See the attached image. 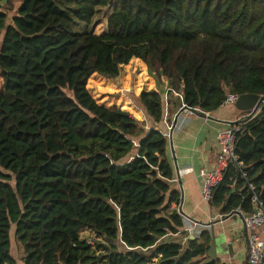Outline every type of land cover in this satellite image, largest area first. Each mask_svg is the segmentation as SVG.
<instances>
[{"label":"trees","instance_id":"trees-1","mask_svg":"<svg viewBox=\"0 0 264 264\" xmlns=\"http://www.w3.org/2000/svg\"><path fill=\"white\" fill-rule=\"evenodd\" d=\"M75 3L87 23L115 3L108 32L75 33L57 0H7L0 9V264H192L209 254V231L184 251L181 243L157 244L184 228L173 207L182 196L170 184L164 116L174 99L212 112L228 93L264 97V3ZM133 58L146 63L158 88L133 97L147 121L126 111H135L126 98L121 109H108L87 88L93 74L115 79ZM234 124L243 166L229 164L211 205L251 214L249 182L264 202V111ZM84 230L100 243L82 238ZM117 240L150 253L119 251Z\"/></svg>","mask_w":264,"mask_h":264},{"label":"crops","instance_id":"crops-1","mask_svg":"<svg viewBox=\"0 0 264 264\" xmlns=\"http://www.w3.org/2000/svg\"><path fill=\"white\" fill-rule=\"evenodd\" d=\"M19 4L20 1L17 2V5ZM114 8L115 3L109 7H104L102 10L98 9V11H101L95 15L92 21L94 26L93 33L104 35L108 32V18ZM11 13L12 17L14 11H11ZM100 13L102 15H100ZM103 14H105V17ZM134 59L139 58H133L131 63ZM141 62L143 61L141 60ZM143 63L146 65L145 62ZM146 72L149 76L147 65ZM95 76L106 79V77L98 73L92 75V77ZM107 79L112 82L115 88H119L115 83V79ZM146 80L150 81L151 85L153 84V89L150 90L158 89L156 81L152 76H150L149 79L146 78ZM141 92H139V94ZM123 96L128 99L130 104L135 108L134 112L130 110L126 111L130 112L138 120L147 121V115L139 104L125 94H123ZM173 102L174 104L170 107V110L166 111L162 124L164 127L162 131L163 134L166 132L169 133L170 125H174L170 132L171 137H167V155L174 171V180L171 181L170 184L172 189H178L181 192V203L184 213L192 219L208 225L204 228H198L190 238L199 239L201 232L207 230L213 237L212 243L216 246L217 258L220 259L222 263L248 264L247 231L242 217L236 213L223 214L211 204L205 203L202 200L201 179L199 175L202 169L210 170L215 168L216 157L220 150L218 143L219 133L233 126L239 127V125L234 123L244 120L249 114L239 110L237 107H232V105L221 106L219 109L212 112H196L194 114H189L182 110L183 101L182 104H180L177 99H174ZM116 108L120 107L113 106L108 109ZM206 113L209 114L207 115ZM175 115H178V117L174 120ZM173 207L176 208L175 206ZM183 222L184 227L188 225L186 221L183 220ZM183 230L184 228L181 229V231ZM256 231L261 235L262 241H264L263 229L258 228ZM88 232L91 231L84 230L81 233V237L85 239L89 237L88 235H84L88 234ZM183 237V234L174 236L169 233L160 237L157 244L172 242L181 243ZM116 245L119 251H128L120 240L116 241ZM182 245L183 251L189 246L188 242ZM148 249L141 252H148ZM209 258V254L201 255L197 257L192 264H203Z\"/></svg>","mask_w":264,"mask_h":264},{"label":"built area","instance_id":"built-area-1","mask_svg":"<svg viewBox=\"0 0 264 264\" xmlns=\"http://www.w3.org/2000/svg\"><path fill=\"white\" fill-rule=\"evenodd\" d=\"M7 0H0V9H6ZM239 94L237 93H228L226 99L223 102L222 106L233 105L236 103L239 98ZM264 103V102H263ZM262 103V104H263ZM167 99H166V109H167ZM182 110L189 114H194L196 112L205 113L198 108H190L183 104ZM167 111V110H166ZM256 112H249L250 115H255ZM207 115L209 113H206ZM178 117L175 115L174 120ZM174 125H170L169 133L166 132L164 135L166 137H171V130ZM240 130L239 127H230L218 135V143H219V153L216 157V163L214 169H202L200 172L201 179V193L202 200L207 204H212L215 196V191L218 186L223 181L224 173L227 170L230 163L237 162L239 166H243V162L239 161L238 156L235 154V142H236V133ZM247 177V172L245 170L242 171V178ZM249 189L252 191L251 202L254 206V211L251 214L245 212L242 207L236 208L231 213H236L242 217L246 231H247V261L248 264H264V241L261 239V235L256 231L258 228H262L264 231V202L262 201L260 194L257 192V186L253 182H249ZM182 200V198H181ZM177 212L181 215L182 219L188 223L187 226L184 227L183 231H179L176 233H170L171 235L183 234V240L181 244H186L191 235L195 233L198 228H204L208 225L201 223L200 221L194 220L188 215H186L182 208V203H175ZM229 213V214H231ZM91 244H94V240L89 239ZM127 250H137L143 251L148 248L135 247L130 248L124 244ZM95 245V244H94Z\"/></svg>","mask_w":264,"mask_h":264},{"label":"rangeland","instance_id":"rangeland-1","mask_svg":"<svg viewBox=\"0 0 264 264\" xmlns=\"http://www.w3.org/2000/svg\"><path fill=\"white\" fill-rule=\"evenodd\" d=\"M57 4L62 9L68 11L72 15L74 19L73 30L75 33L77 34L93 33V28H94L93 23L92 22L87 23V22L81 21L75 15V13L78 10L75 0H57ZM103 8L104 7H101L99 9L102 10ZM101 10H99L97 13H99ZM100 15L102 14L100 13ZM103 16L105 17V14H103ZM141 66H144L145 68L144 72H145L146 78L149 79L151 75L149 74L148 76L146 72V65L143 62H141ZM141 66H139L137 62L135 63L130 62L129 64L124 65L122 67L120 76L117 79L115 78V83L119 86V88H115L112 82L109 81L107 78L105 79V78L98 77V76L91 78L90 82H88L87 88L90 94L92 95V97L97 101V103L102 105L103 107L112 108L113 106H118L119 101H121V99L124 98L123 94H125L126 96H128L129 98L133 100V97L139 94V92L143 90L153 89L152 88L153 84L151 85L150 81L146 82L145 80L144 87L138 92L135 91L134 88H135V83L137 80V73L140 70ZM164 97L166 101V95H164ZM232 107H236L235 104H233ZM263 111H264V103L258 109V113L256 115L261 114ZM84 235L89 236L87 237V239H92L94 240L95 243H100L96 233L88 232V234H84ZM13 249L16 253V250L18 249L16 242H14ZM146 253H150V250Z\"/></svg>","mask_w":264,"mask_h":264},{"label":"water","instance_id":"water-1","mask_svg":"<svg viewBox=\"0 0 264 264\" xmlns=\"http://www.w3.org/2000/svg\"><path fill=\"white\" fill-rule=\"evenodd\" d=\"M262 3H264V0H260ZM183 102L185 104V100L183 99ZM264 102V97L257 93H245L241 94L239 98L237 99L235 106L245 112H256ZM209 257L210 260H214L217 258L216 253V246L215 244H211L210 250H209Z\"/></svg>","mask_w":264,"mask_h":264}]
</instances>
